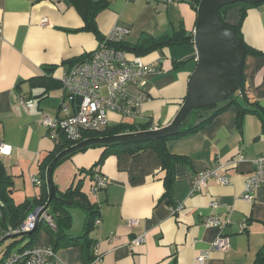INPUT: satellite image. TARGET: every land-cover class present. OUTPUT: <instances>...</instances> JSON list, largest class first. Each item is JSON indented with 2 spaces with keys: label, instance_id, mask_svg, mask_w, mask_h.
<instances>
[{
  "label": "crops",
  "instance_id": "0c3cea01",
  "mask_svg": "<svg viewBox=\"0 0 264 264\" xmlns=\"http://www.w3.org/2000/svg\"><path fill=\"white\" fill-rule=\"evenodd\" d=\"M194 2L110 0L95 17L97 36L83 29L82 16L70 0H0V141L11 147L10 154L1 156L0 162L10 176V189H21L25 201L39 195L40 185L31 177L41 180L38 165L55 145L40 120L56 115L64 96L60 85L45 89L59 84L69 61L94 51L99 36H105L115 24L129 28L124 39L129 44L142 35L165 36L181 29L193 36ZM241 9L229 8L224 21L237 25ZM43 18L45 25L40 23ZM239 30L246 47L257 52L244 58L246 97L231 103L198 130L166 140L167 151L184 158L173 165L169 197L164 196L166 171L153 148L107 154L93 168L94 175L108 179L95 194L91 193L94 175L88 170L103 148L89 147L65 159L68 178L64 187L54 182L55 187L63 191L81 180V190L101 219L89 233L87 248L76 244L56 249L66 264H90L94 244L100 258L91 264H198L196 257L204 251H208L204 264H258L264 252V185L255 191L252 201L243 199V195L244 180L253 170L252 160L264 153V130L261 118L253 112L240 115L239 105L264 108V2L245 8ZM126 53L145 63H159L158 71L127 86L130 94L142 92L144 97L142 116L136 124L148 123L149 128L168 125L187 94L188 78L196 65L194 45L186 41L143 55ZM20 95L33 105L26 108L20 104ZM116 115L108 113L110 126L118 124ZM119 123H125L121 116ZM240 154L245 160L232 163ZM217 162L228 163L221 174L228 175L230 182L221 184L210 177L202 190L192 192L196 175ZM11 197L15 203L12 191ZM212 201L219 207L211 208ZM179 204L181 208L172 212ZM212 214L219 215L221 226L204 223V218ZM132 219L138 222L128 225ZM242 221L246 227L240 230ZM83 224L84 216L79 223L71 221L67 233L80 235ZM46 230V243L35 244L53 245V235ZM111 232L116 239H110ZM137 235H143V242L130 247V240ZM221 235L229 238L228 250H211L213 241Z\"/></svg>",
  "mask_w": 264,
  "mask_h": 264
},
{
  "label": "built area",
  "instance_id": "2783aa9c",
  "mask_svg": "<svg viewBox=\"0 0 264 264\" xmlns=\"http://www.w3.org/2000/svg\"><path fill=\"white\" fill-rule=\"evenodd\" d=\"M46 19L41 20V25H45ZM129 33V28L124 25L115 24L108 33L100 40L98 47L86 55L81 61L71 64L59 79L64 96L59 105L58 112L54 116H43L41 124L46 127L47 134L52 139H56L59 134L72 142H78L86 133H101L109 127V112H115L122 118L129 120L128 124L136 126L137 121L142 116L141 104L144 99L142 92L139 95H132L128 92L127 86L138 83L152 72L158 71V62L145 63L139 57L129 58L127 53L116 44L124 41ZM238 95H242L239 90ZM18 102L26 108L33 105L31 100H27L23 95L18 97ZM149 129H157L151 127ZM147 129V130H149ZM139 131V130H138ZM136 132L127 131L124 133ZM122 134V133H121ZM11 147L0 141V157L9 155ZM245 160V156L240 154L237 160L232 163ZM253 170L244 180L243 199L252 201L255 191L264 185V153L252 160ZM228 163H215L210 168L200 172L194 178L192 192L202 190L206 186L208 178L213 177L221 184L230 182V177L221 174ZM36 185L41 184V180L31 177ZM108 179L104 175L95 174L91 193H96L104 188ZM217 201H212L210 207H219ZM3 204L0 202V207ZM42 206L37 207L33 212L26 215L25 219L17 227L2 226V212L0 208V238L32 232L38 221L43 220L49 227L54 228V222L49 213L43 212L37 220ZM181 205L174 207L172 212H176ZM138 221L129 220L128 225H134ZM206 225L221 226L222 221L218 214H212L204 218ZM101 224L100 217L94 220V227ZM246 227V222L239 223L240 230ZM110 239H116L111 232ZM143 235L134 236L129 246L134 247L143 242ZM229 248V238L226 235L218 236L211 245V250L226 251ZM94 257L92 262L99 260L98 245H93ZM208 257V251H204L196 257L198 264H204ZM91 262V263H92ZM90 263V264H91ZM0 264H66L51 245L33 244L29 247H20L16 250L8 251L0 259Z\"/></svg>",
  "mask_w": 264,
  "mask_h": 264
},
{
  "label": "trees",
  "instance_id": "16d2710c",
  "mask_svg": "<svg viewBox=\"0 0 264 264\" xmlns=\"http://www.w3.org/2000/svg\"><path fill=\"white\" fill-rule=\"evenodd\" d=\"M109 1L110 0H70V2L75 5V7L78 9V11L82 16L84 22L83 29L89 30L94 34H96L97 36H98V32L95 24V17L101 10L107 7ZM198 3L199 0H195V2L192 3V7L195 10ZM251 5L253 4L234 3L231 5L224 6L218 9V16L222 22L227 24L224 21V15L229 8H232L234 6H241L242 7L241 19H242L245 8ZM241 19L237 25L234 26L230 25L233 29H235L239 37H241L239 30ZM99 37L101 40L103 39L104 36L103 37L99 36ZM192 37H193L192 35H186L184 29H181L175 31L171 35H165V36L155 37L149 35H142L141 38L134 44H129L125 41H122L121 43L116 44V47L123 49L125 52L128 51L133 52L135 55L138 56V55L146 54L156 48H160L163 46L178 45L186 41L193 44ZM247 53L254 54L257 52L246 47V54ZM84 57L79 58L77 60L69 61V63L71 65L73 63L79 62ZM56 85H60V83L59 84L54 83L50 85L48 88L45 89V91L49 90L50 88ZM239 90L241 91L242 95H238ZM244 97H246V90L242 76L240 88L233 95H231L226 102H221L215 105H210L192 110L183 121L182 126L178 131V133L173 136H169L166 138H161L149 142L133 143L126 145L96 144V145L84 147L74 153L81 152L89 147L97 146L103 148V151L98 161L92 166L91 169L88 170L90 174L94 175L95 171L93 170V168L98 166L107 154L120 152V151H129L131 153H137L146 148H153L155 149V151L157 152L160 158L162 168L166 171V175L164 178V187H165L164 196L169 197L171 193V184L173 182V165L179 161H184V158L178 155L170 154L165 146L166 140H168L169 138H176L179 136H183L198 130L206 123H208L214 116H216L226 107H228L231 103H237L239 101L238 100L239 98H244ZM239 109H240L239 110L240 115H242L244 112L256 113L262 120L263 130H264V108L261 107L247 108L239 105ZM149 126L150 125H148V123H145L143 125H136V126L128 123H119L107 127V129H105L101 133H96V132L86 133L83 135L82 139L90 138V137L117 135L127 131H138V130L143 131L149 129ZM54 141H55L54 149L51 152H49L38 165L39 172L41 175L40 192L38 197H35L31 200H27L21 205H16L12 200L11 189H10L12 182L10 176L5 172L4 167L0 162V202L3 204V206L0 207L2 212V219H1L2 226L17 227L20 225V223L23 221V219L26 217L28 213L33 212L37 207L44 206L46 204L48 197L46 183H45L46 167L58 152L76 143L67 140L63 136V134H59V136H57L56 139H54ZM74 153L67 155L58 164H60L66 158H69ZM81 187H82L81 180L78 179L63 191L56 188L57 197L52 199L48 205L47 212L52 217L55 227L51 228L46 224L45 227L53 235V245L51 246L55 251L57 248L63 246H69V245L70 246L76 245V244H81L82 246H85L87 248V246L91 242L88 236L89 233L94 229V220L96 217H99V212L96 209V207L89 201L86 193L81 190ZM64 201H68L70 203L67 204ZM71 206H78L84 213V224H83L84 230L78 236H72L69 233H67L71 222V215H70ZM41 223H44V221L43 220L38 221L36 228L30 234L31 236L29 242L22 247H29L35 244L36 242L35 233L39 229ZM13 242L14 241L12 240L10 245ZM89 259L92 260L93 256H90ZM263 262H264V252L258 258V264H263Z\"/></svg>",
  "mask_w": 264,
  "mask_h": 264
},
{
  "label": "water",
  "instance_id": "95a60500",
  "mask_svg": "<svg viewBox=\"0 0 264 264\" xmlns=\"http://www.w3.org/2000/svg\"><path fill=\"white\" fill-rule=\"evenodd\" d=\"M261 2L264 0H200L196 6L193 32L196 65L188 78L187 94L175 117L164 127L85 138L58 152L45 170L48 197L46 204L42 206L37 215V220H39L40 214L47 212L50 201L57 197L52 174L58 163L67 155L96 144L126 145L173 136L178 133L183 121L192 110L226 102L240 88L246 45L243 39L237 35L235 29L221 21L218 9L234 3L256 4ZM30 233L2 237L0 244L7 239Z\"/></svg>",
  "mask_w": 264,
  "mask_h": 264
},
{
  "label": "rangeland",
  "instance_id": "374dc122",
  "mask_svg": "<svg viewBox=\"0 0 264 264\" xmlns=\"http://www.w3.org/2000/svg\"><path fill=\"white\" fill-rule=\"evenodd\" d=\"M120 116L121 115H119V114L116 115L118 124L120 121ZM122 119H123V122H125V123L129 122V120L126 118H122ZM66 167H68V161L65 160L62 163L58 164L53 171V174H52L53 182H55V184L58 185L59 187H61V186L64 187L65 181L68 178L67 177L68 171H66ZM87 183L88 182L86 179L85 185H87ZM20 190L21 189H11L16 205H21L25 202V196H24L23 192ZM70 215H71V221L74 224L79 223L82 220V217L84 216L83 211L78 206H71L70 207ZM45 224H46L45 222L41 223L39 226V229L35 233L36 234L35 235L36 241L39 243H46V240H47V235H48L47 232L48 231L46 230ZM30 234H27L24 236H18L16 238L7 239L3 243H1L0 244V259L2 257H4L8 251L16 250V249L24 246L25 244H27L30 240V236H31ZM12 240L14 242L10 245Z\"/></svg>",
  "mask_w": 264,
  "mask_h": 264
}]
</instances>
